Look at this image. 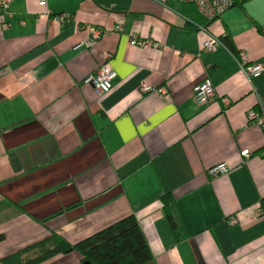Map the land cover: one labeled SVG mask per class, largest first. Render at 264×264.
Segmentation results:
<instances>
[{
	"label": "crops",
	"instance_id": "crops-1",
	"mask_svg": "<svg viewBox=\"0 0 264 264\" xmlns=\"http://www.w3.org/2000/svg\"><path fill=\"white\" fill-rule=\"evenodd\" d=\"M6 12L0 258L53 233L75 243L134 214L150 264H264V128L247 120L264 103V68L248 78L233 56L264 66V0H234L212 20L175 0H10ZM89 26L103 34L89 41ZM209 34L229 45L202 52ZM105 51L115 77L101 94L83 78ZM205 78L216 97L198 104L193 87ZM221 162L228 171L210 175ZM38 264L82 262L71 251Z\"/></svg>",
	"mask_w": 264,
	"mask_h": 264
},
{
	"label": "trees",
	"instance_id": "trees-1",
	"mask_svg": "<svg viewBox=\"0 0 264 264\" xmlns=\"http://www.w3.org/2000/svg\"><path fill=\"white\" fill-rule=\"evenodd\" d=\"M221 41L229 45L227 37ZM171 200L170 193L161 196L165 209ZM167 218L178 239V231L169 212ZM3 239L4 235L0 234V241ZM71 251L80 254L82 264H150L153 260L137 218L129 214L75 243L53 233L48 238L0 258V264H38L58 253Z\"/></svg>",
	"mask_w": 264,
	"mask_h": 264
},
{
	"label": "built area",
	"instance_id": "built-area-1",
	"mask_svg": "<svg viewBox=\"0 0 264 264\" xmlns=\"http://www.w3.org/2000/svg\"><path fill=\"white\" fill-rule=\"evenodd\" d=\"M44 1V0H42ZM180 3H189L193 4L197 9L198 13L203 16L206 20H212L214 18L219 17L227 8L231 7L234 4V0H175ZM10 0H0V15L4 16L7 12V7ZM55 18L61 22L65 23L69 21L70 15L67 13H59L55 16ZM6 23H3V27H6ZM117 30H120L121 27L117 26ZM205 29V27H203ZM89 31V41H94L98 39L102 34L103 30L101 28H97L94 26L88 27ZM261 34L264 36V25L260 28ZM129 43L135 46H147L151 44V40L140 38L136 35H132L129 39ZM223 45L222 41L212 35L209 34L208 37L202 42L201 51L208 52L215 50L218 46ZM111 54L107 51L102 52V63L91 73L83 78V83L91 85L98 93H106L109 92L113 86V79L115 77L114 70L108 65L107 61ZM234 59L237 61L244 74L248 78H252L259 74L264 66L258 63H249L245 60L244 53L242 51H236L233 53ZM151 86L142 84L140 86L141 92H147L152 90ZM163 91V90H162ZM216 97V91L213 87L211 81L208 78H205L198 84L193 87V98L198 104H204L212 101ZM223 106H227L230 103V99L227 96H222L220 98ZM259 110L250 109L247 111V120L250 123H254L258 126L264 128V103L260 104ZM242 156H247L248 151L242 150ZM229 167L226 163L221 162L215 164L208 168V173L212 176H216L217 174L227 172ZM235 217L230 216L228 221L235 222Z\"/></svg>",
	"mask_w": 264,
	"mask_h": 264
},
{
	"label": "rangeland",
	"instance_id": "rangeland-1",
	"mask_svg": "<svg viewBox=\"0 0 264 264\" xmlns=\"http://www.w3.org/2000/svg\"><path fill=\"white\" fill-rule=\"evenodd\" d=\"M2 258V257H1Z\"/></svg>",
	"mask_w": 264,
	"mask_h": 264
}]
</instances>
